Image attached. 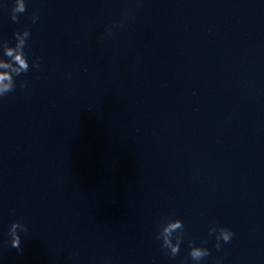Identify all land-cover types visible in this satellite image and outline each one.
Instances as JSON below:
<instances>
[{
    "label": "clouds",
    "instance_id": "obj_1",
    "mask_svg": "<svg viewBox=\"0 0 264 264\" xmlns=\"http://www.w3.org/2000/svg\"><path fill=\"white\" fill-rule=\"evenodd\" d=\"M27 10L25 0H15V4L12 10L11 19L18 22V15L22 14ZM38 15L33 14L32 22L35 23L38 20ZM15 35V47L9 46L8 41L0 42V48L3 49L4 57L7 59L0 58V68L11 69V72L0 73V97H4L7 94L13 92L16 87L15 77L29 71L28 54L25 51L26 42L30 37L31 33L25 29L22 32L18 31ZM16 67H12V65ZM33 67H39V58L33 61ZM27 82L23 81L21 87H26ZM183 229L184 224L180 219H168L162 224L157 234V239L162 241L161 247L168 250L170 258H175L180 252V247L183 242ZM28 231L27 226L20 221H14L10 224L8 235L10 237V245L15 248L17 252L22 251V240L21 232L26 233ZM215 234V247L220 250L222 247L221 242L229 243L234 236L233 231L228 227H212L209 228V235ZM210 250L206 247L196 246L194 242L189 241V253L190 259L195 264L200 262L210 255Z\"/></svg>",
    "mask_w": 264,
    "mask_h": 264
}]
</instances>
